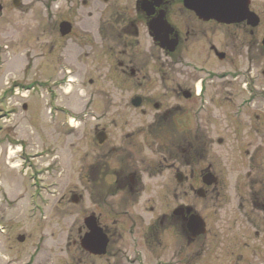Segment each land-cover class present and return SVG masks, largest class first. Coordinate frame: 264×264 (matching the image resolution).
Segmentation results:
<instances>
[{
  "label": "rangeland",
  "instance_id": "rangeland-1",
  "mask_svg": "<svg viewBox=\"0 0 264 264\" xmlns=\"http://www.w3.org/2000/svg\"><path fill=\"white\" fill-rule=\"evenodd\" d=\"M19 1L21 13L13 11L0 16V264H24L30 260L28 255L31 264H82L78 229L88 210L93 209L88 196L104 195L114 204L118 195L125 194L117 191L111 176L95 175L96 180L89 184L87 170L99 171L107 163L117 170L143 167L155 162L149 150H163L165 142L163 134L156 136L148 129L155 120L153 110L143 116L129 107L128 99L134 93L130 80L123 81L111 70V64L100 72L94 71L90 59L76 64L71 48L58 42L55 28L66 17V2ZM186 17L180 14V22ZM259 44L250 43L247 47L242 38H235L228 59L223 62L193 52L185 51L182 55L186 62L195 61L217 72L252 70L250 83L259 94V89L264 91V54ZM180 55L176 54L175 60ZM162 60L154 48V59H150L149 65L151 71L154 69V93H162L156 75ZM186 77L190 80L193 74L188 72ZM227 84L224 83L225 87ZM234 84L236 93L239 85ZM221 92L227 96L228 91ZM261 98L264 99V92ZM236 103L231 101L223 106L219 101L210 105L208 113L200 115V129L203 133L207 130L210 138L200 135L198 139L204 144L199 150H215L220 177L217 188L221 197L229 201H234L233 195L239 190L244 192L242 187L235 186L236 181L248 177L249 170L243 165L232 166L235 153L240 150L262 155L263 166L260 162L261 170L254 171L253 180L262 181L255 187L264 193V113L250 109V118L246 117L249 122L241 121L240 131L235 132L231 125H235L232 114ZM255 114L262 118L257 120ZM189 122V127L197 126L198 119L193 124L192 118ZM159 126H154L155 134ZM255 127L263 135H257ZM96 128L105 129L108 134L101 146L95 138ZM109 150L144 151L128 155ZM150 189L147 195L159 186L151 181ZM73 195L81 198L79 203L71 202ZM210 200H201L203 207L210 205L206 211L210 221L206 242L216 245L203 251V258L245 259L264 264V226L257 234L258 227L253 224L264 221V215L256 212L259 217L250 222L246 218L240 221L231 206L218 203L212 207ZM133 212L135 216L140 213L146 224L153 218L142 210V204ZM23 238L25 241H21ZM36 249L38 254L34 257ZM198 252L190 254L194 257Z\"/></svg>",
  "mask_w": 264,
  "mask_h": 264
},
{
  "label": "flooded vegetation",
  "instance_id": "flooded-vegetation-1",
  "mask_svg": "<svg viewBox=\"0 0 264 264\" xmlns=\"http://www.w3.org/2000/svg\"><path fill=\"white\" fill-rule=\"evenodd\" d=\"M1 1L0 16L13 11L21 13L20 2L16 7L15 0ZM59 1L53 0L56 3ZM62 1L67 3V12L55 28V32L59 33L58 42L67 49L71 48L76 64L90 59L95 72L111 64V70L118 73L123 81L130 80L134 93L128 99L129 107L143 116L153 110L155 120L148 129L156 136L163 134L165 142L163 150H149L154 154L155 162L143 167L128 166L117 170L111 169L107 163L99 171L97 168L98 172L87 170L89 184L96 180L95 175L111 176L117 191L125 194L118 197L108 195L109 198H118L114 204H110L104 195L98 198L88 196L93 209L88 210L83 226L78 229L83 251L82 264H224L223 261L228 264H255L245 259L203 258L202 252L208 247L214 248L216 243L206 242L210 227L206 211L210 205L203 207L201 200L210 197V202L214 203L212 207L218 203L231 206L240 221L246 218L250 222L259 217L256 212L264 215V193L255 187L262 181L253 180L254 171L261 170L260 162L263 166L262 155L258 157V153L252 154L251 150L235 153L232 166L241 168L240 165H243L249 172L247 180L236 181L235 184L244 192L239 190L233 195L234 201H229L227 197H221L217 188L220 177L215 164L216 152L199 150L204 148V144L198 139L200 135L210 138L207 130L203 133L200 129V115L205 111L208 113L210 105L221 101L224 106L238 101L232 114L235 125L231 127L239 132V123L249 122L246 117L250 118L247 115L250 109L264 113V99L261 98L264 91L259 89V94H256L255 86H251L252 70L239 68L217 72L212 67L199 66L195 61L186 62L182 53L204 54L207 58L223 62L228 59L234 39L242 38L247 47L250 43H260L259 48L264 54V0L250 2V10L258 17V24L254 27L248 21L226 24L215 19H200L195 11L186 7L184 0ZM180 14L187 16L183 23L180 22ZM57 16L56 13L55 18ZM188 19L192 20L190 24L186 23ZM64 23L68 24V34L61 29ZM156 40L167 45L161 47ZM154 48L160 53V60L163 59L156 72L162 93L151 91L154 69L151 71L152 66L149 65L150 59H154ZM179 52L181 55L175 60ZM188 72L193 74L190 80L186 77ZM225 82H228L226 87ZM234 83L239 85L236 93ZM224 89L228 91L227 96L221 92ZM191 118L192 124L198 119L197 126L189 127ZM255 118L260 120L262 116L255 114ZM155 125H160L156 134ZM255 128L257 135H263L259 127ZM95 130L96 140L98 134L106 135L102 144L97 140L101 146L108 140L107 131ZM117 151L134 155L144 150H109L113 153ZM119 161L116 159V162ZM151 181L158 184L159 189L147 195L151 191ZM75 199L79 203L81 198L73 195L71 202ZM141 204L145 213L153 215L147 224L140 213L135 216L133 212ZM86 219H90L100 232L96 230L93 233ZM141 224L146 226H139ZM253 224L258 227L256 232L259 234L264 221ZM202 229L206 233L198 235L197 230ZM84 238L92 241L85 248L81 245ZM37 250L34 257L38 254ZM196 251L199 252L192 257L190 253ZM27 257L30 260L24 264H31V256Z\"/></svg>",
  "mask_w": 264,
  "mask_h": 264
},
{
  "label": "water",
  "instance_id": "water-1",
  "mask_svg": "<svg viewBox=\"0 0 264 264\" xmlns=\"http://www.w3.org/2000/svg\"><path fill=\"white\" fill-rule=\"evenodd\" d=\"M184 2L187 8L195 11L197 15L204 20L215 19L226 24H236L248 21L253 27L258 24L257 16L249 10L250 0H184ZM67 26L68 24L66 23L61 26L62 31H65L64 34L69 33V31H67ZM160 45L161 47H165L166 43L160 42ZM105 139L106 135L104 136V133L97 135V140L100 144H102ZM73 202L78 203L76 199L73 200ZM85 222L91 227L93 233L98 230L96 225H94L93 222H90V219H86ZM196 233L202 235L206 233V230H197ZM21 241H24V238ZM89 242L92 241L87 238L82 239V247L85 248V245ZM105 245L106 243H104V247Z\"/></svg>",
  "mask_w": 264,
  "mask_h": 264
}]
</instances>
